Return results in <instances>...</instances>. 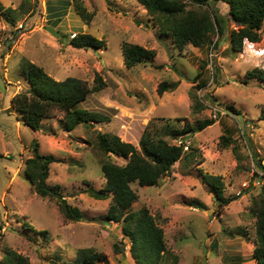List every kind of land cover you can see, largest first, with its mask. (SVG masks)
Here are the masks:
<instances>
[{"label": "rangeland", "instance_id": "obj_1", "mask_svg": "<svg viewBox=\"0 0 264 264\" xmlns=\"http://www.w3.org/2000/svg\"><path fill=\"white\" fill-rule=\"evenodd\" d=\"M0 3L5 12L15 10L10 16L16 21L12 25L0 16V264L8 249L27 256L30 264L71 263L83 247L102 253L103 259L94 264H136L121 223L106 219L111 194L98 198L93 193L103 190L106 182L101 170L105 155L97 147L96 130L117 134L139 147L149 122L157 128L170 124L180 129L206 118L215 122L190 137L170 139L183 143L185 153L191 151L173 165L171 174L154 186L132 184L139 194L132 208L147 207L164 229L170 252L165 264L174 256L178 264H254L251 205L252 197L264 189V169L257 164L261 159L264 165V80L247 78V72L264 70V51L246 40L243 51L232 55L230 32L235 27L227 22L217 52L193 44L181 52L172 38L151 24L147 10L136 0H83L95 12L89 24L76 13L72 0ZM217 6L222 14L228 12L226 3ZM79 33L104 39L105 47L97 51L74 47L70 38ZM128 42L155 49L156 57L127 67L123 45ZM24 58L58 80L75 76L91 86L100 74L105 87L78 106L106 118L91 126L79 124L72 131L65 130L63 114L44 118L39 130L24 124L11 108L13 95L27 88L19 74ZM198 73L205 81L202 88L193 82ZM163 81L179 85L160 94ZM196 98L204 103L197 111ZM216 109L221 111L217 114ZM222 135H231L233 141L223 146ZM34 139L42 153L58 158L51 164L48 181L59 184L67 201L80 208V220L66 219L55 200L34 192L25 173ZM110 154L115 162L124 163ZM200 169L223 177L224 195L238 198L219 205Z\"/></svg>", "mask_w": 264, "mask_h": 264}, {"label": "trees", "instance_id": "obj_2", "mask_svg": "<svg viewBox=\"0 0 264 264\" xmlns=\"http://www.w3.org/2000/svg\"><path fill=\"white\" fill-rule=\"evenodd\" d=\"M142 5L149 16L151 24L158 28L161 35L172 38L175 45L182 52L188 44L198 48H210L218 51V39L224 37L227 22L234 25L230 32L231 45L229 51L236 55L243 51L247 40L251 47L264 51L263 25L264 0H136ZM224 2L228 5V12L222 14L217 4ZM76 13L85 23L89 24L95 16L83 0H72ZM15 11L8 8L5 12L0 3V16L5 21L16 24L10 14ZM9 12V13H8ZM217 39L215 40V37ZM70 44L77 48L93 49L95 51L105 47V40L90 33H79L70 38ZM155 49H150L139 43L128 42L123 45V57L127 67L152 60L156 57ZM204 66H202L203 68ZM19 74L27 84V88L13 95L11 108L18 113L19 119L34 130L40 129L44 118L62 115V122L67 131H72L79 124L93 125L106 116L79 107L91 93L100 91L106 85L100 74L95 77L93 85L75 77L68 76L62 80L55 79L46 69L29 60L22 59ZM202 73L193 78L196 88H202L205 81L200 79ZM247 78L264 80V70L254 68L247 72ZM178 81H163L159 84L158 92L174 90ZM197 96V95H196ZM200 98V97H199ZM196 100V111L204 107L200 99ZM229 108L238 111L233 105ZM264 118V107L262 108ZM239 112V111H238ZM215 122L213 118H206L196 125L187 122L182 128L165 124L157 128L149 122L139 139V147L132 142L124 141L114 133L96 130L97 147L105 155L101 160V170L106 178L103 190L93 191L98 198H105L111 194V203L106 219L115 220L122 225V231L131 242L130 252L136 264H165L170 254L165 239L164 229L157 223L155 216L147 207L133 209L132 204L138 200L139 194L132 184L138 182L141 186H154L158 180L171 174L173 165L184 156L183 143H172V138L190 137L197 131ZM189 134V135H188ZM221 144L229 145L233 141L231 135H222ZM190 148V147H189ZM122 158L124 163H117L110 157ZM191 151L185 153L190 156ZM58 161L52 154L40 151L37 139L32 141V155L26 159L25 173L28 176L35 193L41 197L55 200L64 217L68 220H80L82 212L79 207L72 206L60 191L59 184L48 181L51 164ZM260 168H264L261 159H257ZM201 171V179L215 193L219 205L226 206L237 199L236 195L225 196V183L220 175ZM255 174H258L257 172ZM258 176V175H257ZM251 212L255 217L256 241L252 250L255 263L264 264V189L262 188L252 197ZM46 233V231H43ZM115 249H123L115 244ZM102 253L89 247L80 248L73 262L61 264H94L102 260ZM178 257L174 256L171 264H178ZM2 264H30V259L23 254L8 249L2 259ZM56 264V263H55Z\"/></svg>", "mask_w": 264, "mask_h": 264}, {"label": "water", "instance_id": "obj_3", "mask_svg": "<svg viewBox=\"0 0 264 264\" xmlns=\"http://www.w3.org/2000/svg\"><path fill=\"white\" fill-rule=\"evenodd\" d=\"M44 28L47 29L52 34H55V35H58V36L60 35L59 32L56 31L55 29H53L51 26L45 25Z\"/></svg>", "mask_w": 264, "mask_h": 264}, {"label": "built area", "instance_id": "obj_4", "mask_svg": "<svg viewBox=\"0 0 264 264\" xmlns=\"http://www.w3.org/2000/svg\"><path fill=\"white\" fill-rule=\"evenodd\" d=\"M20 26H22V25H20ZM217 110V114H218V112L219 111H221V110H219V109H216ZM214 117H216V113L214 114ZM187 147V146H186ZM188 148V147H187ZM264 169V168H263ZM254 172L256 173V170L253 168V174H254ZM263 174H264V172H263ZM246 184V183H245ZM247 185V184H246ZM245 185V186H246Z\"/></svg>", "mask_w": 264, "mask_h": 264}]
</instances>
